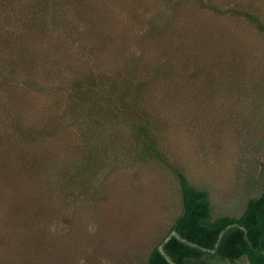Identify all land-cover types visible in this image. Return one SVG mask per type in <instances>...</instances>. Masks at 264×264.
<instances>
[{"label": "rangeland", "instance_id": "374dc122", "mask_svg": "<svg viewBox=\"0 0 264 264\" xmlns=\"http://www.w3.org/2000/svg\"><path fill=\"white\" fill-rule=\"evenodd\" d=\"M116 108L241 215L264 192V0H0V264H148L181 189Z\"/></svg>", "mask_w": 264, "mask_h": 264}, {"label": "trees", "instance_id": "16d2710c", "mask_svg": "<svg viewBox=\"0 0 264 264\" xmlns=\"http://www.w3.org/2000/svg\"><path fill=\"white\" fill-rule=\"evenodd\" d=\"M116 87L122 88L124 85L121 83ZM107 95L110 98L116 96L121 101L126 100L125 89L113 88ZM99 101L105 102L99 95L75 86L70 105L79 107L80 102V110L87 107L90 112L105 110L110 113V109ZM117 111L128 118V123L138 136L136 153L141 158L151 157L168 166L176 175L181 189L182 213L167 236L151 251L148 264H188L189 260L203 261L212 255L231 264L243 258L249 264H264V192L249 198L241 215L215 217L211 192L193 185L182 168L165 159L157 147L152 121L145 116L139 117L136 112ZM169 236L171 238L166 242ZM160 246H163L164 253L160 251Z\"/></svg>", "mask_w": 264, "mask_h": 264}, {"label": "water", "instance_id": "95a60500", "mask_svg": "<svg viewBox=\"0 0 264 264\" xmlns=\"http://www.w3.org/2000/svg\"><path fill=\"white\" fill-rule=\"evenodd\" d=\"M172 234H175V232H173ZM170 238H171V236L167 237L165 241H166V242L169 241ZM160 251H161L162 253H164L163 246H160Z\"/></svg>", "mask_w": 264, "mask_h": 264}]
</instances>
